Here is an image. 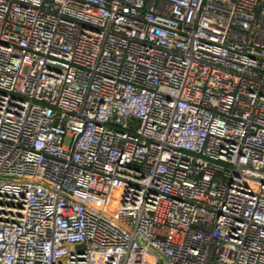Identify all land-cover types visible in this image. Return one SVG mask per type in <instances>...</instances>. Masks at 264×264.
I'll return each mask as SVG.
<instances>
[{
    "label": "built area",
    "instance_id": "1",
    "mask_svg": "<svg viewBox=\"0 0 264 264\" xmlns=\"http://www.w3.org/2000/svg\"><path fill=\"white\" fill-rule=\"evenodd\" d=\"M0 264H264V0H0Z\"/></svg>",
    "mask_w": 264,
    "mask_h": 264
}]
</instances>
